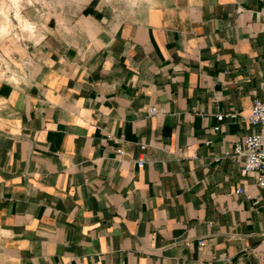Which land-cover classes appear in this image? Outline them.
I'll use <instances>...</instances> for the list:
<instances>
[{"label":"crops","instance_id":"0c3cea01","mask_svg":"<svg viewBox=\"0 0 264 264\" xmlns=\"http://www.w3.org/2000/svg\"><path fill=\"white\" fill-rule=\"evenodd\" d=\"M38 21L39 41L0 46V264H259L264 189L226 154L257 130L264 0H78Z\"/></svg>","mask_w":264,"mask_h":264},{"label":"built area","instance_id":"2783aa9c","mask_svg":"<svg viewBox=\"0 0 264 264\" xmlns=\"http://www.w3.org/2000/svg\"><path fill=\"white\" fill-rule=\"evenodd\" d=\"M158 112L157 108H151L150 113L152 115ZM235 116V115H228ZM224 114H218L217 119L222 122L225 119ZM244 121L255 127L257 130L248 135L241 142L237 143L231 152L226 154L227 157L233 159L236 162H242L244 176L254 174L258 181V186L264 189V78L262 82V94L260 97L254 100V105L249 117L244 118ZM219 130V128H216ZM142 150H145L146 145L141 146ZM147 162L146 156L139 160L138 164L143 167ZM243 193V190L239 189L237 194ZM201 246L205 245V240L200 242ZM259 264H264V256Z\"/></svg>","mask_w":264,"mask_h":264},{"label":"rangeland","instance_id":"374dc122","mask_svg":"<svg viewBox=\"0 0 264 264\" xmlns=\"http://www.w3.org/2000/svg\"><path fill=\"white\" fill-rule=\"evenodd\" d=\"M19 2L23 16L34 26V30L32 32L23 29L19 21L15 19L16 7L13 0H0V5L2 6L3 4L6 10L4 11L6 13H3L4 16L0 13V22L4 24L5 21H8L7 24L10 25V27L8 26L7 34H5L6 36L0 33V46H3V48L10 42L24 47L29 41L32 43L39 41L44 36V33L43 26L38 20L41 19V22H44V20L53 15L57 6L77 3L78 0H20Z\"/></svg>","mask_w":264,"mask_h":264},{"label":"bare ground","instance_id":"6f19581e","mask_svg":"<svg viewBox=\"0 0 264 264\" xmlns=\"http://www.w3.org/2000/svg\"><path fill=\"white\" fill-rule=\"evenodd\" d=\"M20 0H13V2H14V5H15V7H16V12H15V19H17L18 21H19V23H20V25H21V27L23 28V29H25V30H28V31H32L33 32V28H34V26L28 21V20H26L25 19V17L23 16V14H22V12H21V7H20V5H19V2ZM0 13H2V15H3V13L5 14L6 12H4V11H6L5 10V7H4V5L2 4V6L0 5ZM1 15V16H2ZM4 16V15H3ZM8 16V15H7ZM7 19V18H6ZM6 22V21H5ZM4 22V24H2L1 22H0V33L1 34H7V32H8V28L10 27V25H8L7 24V22L5 23ZM9 26V27H8ZM10 31V30H9ZM6 36V35H5Z\"/></svg>","mask_w":264,"mask_h":264}]
</instances>
